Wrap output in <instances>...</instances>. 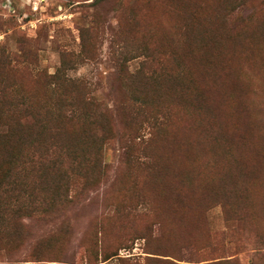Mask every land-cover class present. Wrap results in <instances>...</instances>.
I'll return each instance as SVG.
<instances>
[{
	"label": "rangeland",
	"instance_id": "1",
	"mask_svg": "<svg viewBox=\"0 0 264 264\" xmlns=\"http://www.w3.org/2000/svg\"><path fill=\"white\" fill-rule=\"evenodd\" d=\"M39 115L74 200L0 164V264H264V0H0V134Z\"/></svg>",
	"mask_w": 264,
	"mask_h": 264
},
{
	"label": "trees",
	"instance_id": "2",
	"mask_svg": "<svg viewBox=\"0 0 264 264\" xmlns=\"http://www.w3.org/2000/svg\"><path fill=\"white\" fill-rule=\"evenodd\" d=\"M75 116L78 118L74 114L70 120H74ZM31 118V123L38 125L39 130L6 131L0 134L4 141L1 147H5L0 150V164H5L6 175H14L21 185L22 215L29 214L30 210L43 211L42 206L46 203L48 207L63 206L65 202L74 200V196L69 199V188L65 181L69 172L64 165L67 156L65 151L69 147L72 154L71 146L76 145L77 140H71L61 130L46 128L48 119L44 116ZM10 121H16L22 127L29 123L23 117L10 118ZM29 189L36 196L35 206L24 200Z\"/></svg>",
	"mask_w": 264,
	"mask_h": 264
}]
</instances>
